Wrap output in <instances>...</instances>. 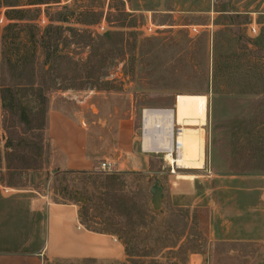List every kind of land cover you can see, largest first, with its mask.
<instances>
[{
    "label": "rangeland",
    "instance_id": "1",
    "mask_svg": "<svg viewBox=\"0 0 264 264\" xmlns=\"http://www.w3.org/2000/svg\"><path fill=\"white\" fill-rule=\"evenodd\" d=\"M39 1L0 0V251L38 247L44 216L30 208L43 194L74 202L83 224L124 246L116 262L50 264H187L194 252L264 264V0ZM179 94L206 98L203 125H174V139L176 128H202L203 168L178 167L162 149L143 153L145 173L99 167L115 161L120 127L139 149L143 109H174ZM50 107L82 110L94 169L46 168Z\"/></svg>",
    "mask_w": 264,
    "mask_h": 264
},
{
    "label": "crops",
    "instance_id": "2",
    "mask_svg": "<svg viewBox=\"0 0 264 264\" xmlns=\"http://www.w3.org/2000/svg\"><path fill=\"white\" fill-rule=\"evenodd\" d=\"M81 112L79 109L70 113L59 107H50L46 112L44 133L49 149L46 168L54 170L55 174L89 171L98 163L100 151L91 150L94 138L89 121L80 116ZM124 131L125 126H122L116 133V159L113 163L119 170L145 173L149 159L143 153L157 151L144 149L142 141L135 150L132 143L123 140ZM31 205V211L44 216L43 232L38 237L40 244L34 250L0 251V264H50L77 258L111 262L123 259L124 246L117 236L87 229L80 220L79 206L74 202H53L42 194L31 199ZM208 261L209 255L194 252L189 255L187 264H209Z\"/></svg>",
    "mask_w": 264,
    "mask_h": 264
},
{
    "label": "bare ground",
    "instance_id": "3",
    "mask_svg": "<svg viewBox=\"0 0 264 264\" xmlns=\"http://www.w3.org/2000/svg\"><path fill=\"white\" fill-rule=\"evenodd\" d=\"M174 109L145 110L143 125L145 128L160 126L162 131L154 138L145 132L142 139L146 150L162 149L165 159L170 163L186 168H203L204 139L202 128H178L174 139V125L201 126L206 118V98L204 95L179 94ZM160 132V134H159ZM175 142V143H174ZM174 144L177 156L172 155Z\"/></svg>",
    "mask_w": 264,
    "mask_h": 264
},
{
    "label": "built area",
    "instance_id": "4",
    "mask_svg": "<svg viewBox=\"0 0 264 264\" xmlns=\"http://www.w3.org/2000/svg\"><path fill=\"white\" fill-rule=\"evenodd\" d=\"M3 16H1L0 17V23H2L3 22ZM41 22L43 23L44 21L41 19ZM101 29H103V27L101 26L100 27ZM147 31H152V29H151V24L147 27V29H146ZM251 31L252 32H256V27H255V25L254 24H252V26H251ZM145 110H149V109H143V112L145 111ZM150 110H160V109H150ZM178 128H176V130H177ZM158 131H162V128L160 127V126H152V127H150V128H145L144 127V125H143V113H142V138H143V135H144V133L145 132H148V134H151V136L152 137H156L157 135H158ZM160 132H159V134H160ZM176 132H178V131H176ZM157 134V135H156ZM100 166V168L102 169V170H104V171H112L114 168V164L113 163H111V162H106V161H103V162H101L100 164H99ZM173 171V170H172ZM1 188L3 189V191L5 192V193H7V192H9V191H11V190H13L12 188H10V187H6V186H1Z\"/></svg>",
    "mask_w": 264,
    "mask_h": 264
},
{
    "label": "trees",
    "instance_id": "5",
    "mask_svg": "<svg viewBox=\"0 0 264 264\" xmlns=\"http://www.w3.org/2000/svg\"><path fill=\"white\" fill-rule=\"evenodd\" d=\"M56 2H58V1H56ZM41 3H49V2H44V1L41 0V1H39V2H35V3H32V4L35 5V4H41ZM12 12L17 13L18 11H17V10H13ZM5 16H6L8 19H12V20H13V19H15V20L20 19V18L17 17V16H11V15H10V12H6V13H5ZM58 20H60V21H67V20H65V18H60V19H58ZM16 25H17V22H16V23H13V24H9V25L6 26V29H8V28H10V27H13V26H16ZM34 37H35L34 34H30V35H28V36H27V41L31 42L32 39H34ZM84 225H85V227H86L87 229L92 230V231L106 232V233H112V234H114L113 232L108 231V230H105V229H98V228H95V227L88 226L87 224H84Z\"/></svg>",
    "mask_w": 264,
    "mask_h": 264
},
{
    "label": "water",
    "instance_id": "6",
    "mask_svg": "<svg viewBox=\"0 0 264 264\" xmlns=\"http://www.w3.org/2000/svg\"><path fill=\"white\" fill-rule=\"evenodd\" d=\"M151 193V205L154 210H158L161 206V200H162V188L158 184V180L156 179L154 184L150 188ZM83 198H80L82 200Z\"/></svg>",
    "mask_w": 264,
    "mask_h": 264
}]
</instances>
